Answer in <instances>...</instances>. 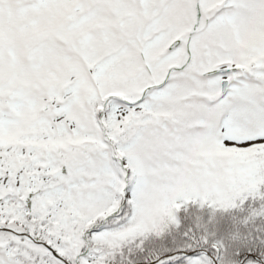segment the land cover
<instances>
[{
  "label": "snow or ice",
  "instance_id": "1",
  "mask_svg": "<svg viewBox=\"0 0 264 264\" xmlns=\"http://www.w3.org/2000/svg\"><path fill=\"white\" fill-rule=\"evenodd\" d=\"M0 264H264V0H0Z\"/></svg>",
  "mask_w": 264,
  "mask_h": 264
}]
</instances>
